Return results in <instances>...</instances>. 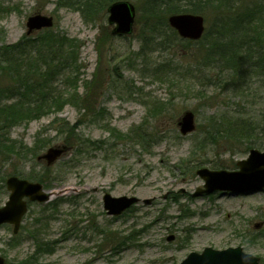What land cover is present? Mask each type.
<instances>
[{
  "label": "rangeland",
  "instance_id": "rangeland-1",
  "mask_svg": "<svg viewBox=\"0 0 264 264\" xmlns=\"http://www.w3.org/2000/svg\"><path fill=\"white\" fill-rule=\"evenodd\" d=\"M55 1L0 0V51L44 33L26 34L28 17L37 13L54 18L50 30L57 45L61 37L80 45L79 68L61 69L51 86L61 92L60 106L48 102L52 106L43 111L50 112L11 129V137L30 148L25 161L5 163L0 153V207L14 173L54 193L48 202L31 203L15 239L12 226L0 227V255L7 264H180L190 252L230 246H242L264 264V190L193 195L205 183L198 168L234 170L248 157L255 138L215 136L212 129L241 120L260 130L264 77H253L246 90L230 89L226 71L203 64V43L173 34L166 49L142 51L145 0H129L136 24L127 35L112 34L107 7L85 17ZM208 14L207 26L214 18L213 11ZM0 83L8 87L12 77L0 72ZM186 110L194 111L197 130L183 136L177 121ZM62 122L75 126L74 132L63 133ZM209 131L215 138L209 139ZM204 139L212 144L191 155ZM84 140L95 148L76 152L74 143ZM63 145L67 151L53 165L37 160ZM258 146L253 147L264 150ZM105 193L140 200L114 217L103 208ZM43 242L51 250H43Z\"/></svg>",
  "mask_w": 264,
  "mask_h": 264
},
{
  "label": "trees",
  "instance_id": "trees-1",
  "mask_svg": "<svg viewBox=\"0 0 264 264\" xmlns=\"http://www.w3.org/2000/svg\"><path fill=\"white\" fill-rule=\"evenodd\" d=\"M115 1L117 0H56L55 3L61 7L75 8L85 17H92L99 13L101 8H108ZM141 8L145 20L142 51L145 47L153 46H163L162 49H166L170 43V35L178 36L167 22L170 14L200 13L205 16L208 25V11L211 10L214 13L212 23L207 26L202 39L193 41L196 44H204L200 55L203 64L226 71L227 85L233 90H246L252 85L253 77H264V29H261V24L264 23V0H145ZM43 32L47 34L42 36L40 32L36 38L24 37L0 51V72L12 77V83L8 84V87L1 86L0 83V153L6 155L3 160L5 163L25 161V155L30 151L21 140L11 137L12 127L47 114L50 111L43 110L52 105L60 106L61 92L57 94L58 91L54 92L51 86L59 80L61 69L72 68L75 71L76 67L80 66V45L76 39L61 37L57 45L58 38L52 30L45 29ZM17 62L25 64L23 71L16 69ZM66 80H69L68 77ZM70 94L72 97V93ZM3 99L12 102L3 105ZM48 102L52 105L47 106ZM259 126L260 130L256 128V124L231 120L226 128L219 126L215 129L213 126L212 130L215 136L225 135L227 138H233L239 135L250 138L249 141L255 138L246 148V151H249L255 144L264 149V125ZM74 127L63 122L60 125L61 131L67 135L74 132ZM207 135L209 139L215 138L212 131ZM259 140L260 143H257ZM75 144L74 146L78 147L76 152L80 153L83 151L80 146L95 148L96 143L84 140L79 142L80 145ZM210 144L212 143L205 139L195 143L191 155L206 151ZM33 153L36 155L35 150ZM201 163L198 166L203 165ZM214 168H217V165ZM15 238L16 235H13V239ZM40 247L43 250H51L48 242H43Z\"/></svg>",
  "mask_w": 264,
  "mask_h": 264
},
{
  "label": "water",
  "instance_id": "water-1",
  "mask_svg": "<svg viewBox=\"0 0 264 264\" xmlns=\"http://www.w3.org/2000/svg\"><path fill=\"white\" fill-rule=\"evenodd\" d=\"M108 21L115 25L113 34L126 35L134 30L136 22L135 6L126 0L116 1L108 8ZM169 25L177 30L184 39L199 40L205 32V18L194 13H178L168 17ZM52 16L37 13L27 19V34L43 28L52 27ZM177 125L182 135H188L196 130V117L192 110L183 112ZM66 146L50 147L44 154L39 155V161L44 160L48 166L54 164L65 152ZM237 170H211L207 167L199 168L197 174L205 180L203 187H199L193 193L194 196H202L215 191L230 193H245L261 191L264 189V151L252 148L246 159L237 162ZM9 198L0 207V226L11 224L13 232L18 233L22 219L28 211L29 201H48L52 193L44 190L43 185L31 182L17 176H10L6 180ZM134 196L114 197L110 193L103 196V207L109 215L117 216L139 202ZM150 203L151 199H145ZM261 223L256 224L259 228ZM173 237H171L172 239ZM0 264H6V260L0 255ZM180 264H260V258L244 251L242 246L215 249L205 247L202 252H190Z\"/></svg>",
  "mask_w": 264,
  "mask_h": 264
}]
</instances>
